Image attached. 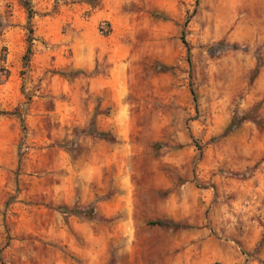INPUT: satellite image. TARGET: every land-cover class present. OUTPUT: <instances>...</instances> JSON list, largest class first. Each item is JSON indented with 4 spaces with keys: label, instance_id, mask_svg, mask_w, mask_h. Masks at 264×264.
<instances>
[{
    "label": "rangeland",
    "instance_id": "obj_1",
    "mask_svg": "<svg viewBox=\"0 0 264 264\" xmlns=\"http://www.w3.org/2000/svg\"><path fill=\"white\" fill-rule=\"evenodd\" d=\"M0 264H264V0H0Z\"/></svg>",
    "mask_w": 264,
    "mask_h": 264
},
{
    "label": "trees",
    "instance_id": "obj_2",
    "mask_svg": "<svg viewBox=\"0 0 264 264\" xmlns=\"http://www.w3.org/2000/svg\"><path fill=\"white\" fill-rule=\"evenodd\" d=\"M27 52H29V49L27 50ZM101 136V135H99ZM66 209H62V212L65 211ZM68 214H74V211H68ZM157 225L162 226V223H157Z\"/></svg>",
    "mask_w": 264,
    "mask_h": 264
}]
</instances>
